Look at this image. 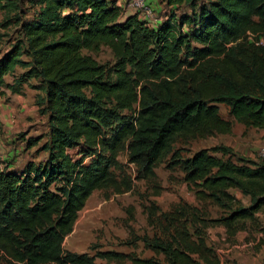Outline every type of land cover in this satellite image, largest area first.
Listing matches in <instances>:
<instances>
[{
	"label": "trees",
	"instance_id": "1",
	"mask_svg": "<svg viewBox=\"0 0 264 264\" xmlns=\"http://www.w3.org/2000/svg\"><path fill=\"white\" fill-rule=\"evenodd\" d=\"M37 3V18L20 22V38L0 57V96L4 87L22 95L31 80L39 82L44 96L36 104L49 127L40 151L48 161L43 168L29 163L23 172L0 166V258L8 264H96L63 244L95 191L132 190L131 180L119 182L113 172L121 169V152L136 166L137 179L151 180L178 139L232 132L220 104L246 128L264 131V0H148L154 11L168 9L152 26L113 0ZM18 5L0 0V10L17 11ZM102 47L114 55L112 68L84 54ZM17 66L24 72L7 83ZM175 167L199 199L228 212L217 220L228 229L264 208V162L216 146L187 159L175 151ZM232 191L250 197L251 205L244 207ZM155 244L165 262H134L218 264L204 243Z\"/></svg>",
	"mask_w": 264,
	"mask_h": 264
},
{
	"label": "rangeland",
	"instance_id": "2",
	"mask_svg": "<svg viewBox=\"0 0 264 264\" xmlns=\"http://www.w3.org/2000/svg\"><path fill=\"white\" fill-rule=\"evenodd\" d=\"M37 1L19 0L17 11L10 8L0 10V57L20 38V22L37 18ZM113 1L130 15L127 9L129 0ZM162 9L155 11L150 23L165 18L168 9L164 6ZM249 41L253 42V39ZM197 45L194 44V47ZM84 54L92 56L107 68L116 63L108 47H102L98 52L85 50ZM22 59L28 60L26 56ZM23 72V68L17 66L6 75V82L12 84ZM38 83L35 79L31 80L22 95H14L3 88L0 107L9 110L7 118L13 122L8 138L4 126L0 125L2 168L9 165L15 171L23 172L29 163L41 168L46 166L48 153L40 150L48 140L49 127L47 116L39 113L36 104L37 99L44 96L37 88ZM218 107L220 116L232 124V132L207 138L178 139L174 151L157 165L155 177L151 180L137 179L136 166L129 163L126 151L121 152L118 156L121 169L113 172L119 182L123 178L131 180L132 190L121 194L113 188L95 191L79 213L72 234L65 239L64 249L93 257L96 264H136V259L166 261L163 251L153 247L155 243L179 246L186 241L196 247L204 243L212 249L218 264H264V208L254 219L240 221L234 229H228L217 223L228 212L210 201L199 199L196 187L185 181L181 167L170 168L172 155L177 150L182 158L187 159L202 149L216 146L232 148L237 158L264 162V131L246 128L231 115L228 106L220 104ZM37 138L42 139L33 147L29 145L31 139L36 142ZM13 151L20 154L8 160ZM213 155L222 157L221 153ZM93 159L88 158L85 163L90 164ZM232 193L244 207L251 205L250 197L239 191ZM103 253H114L115 256L107 260L101 258ZM0 264H8V261L2 257Z\"/></svg>",
	"mask_w": 264,
	"mask_h": 264
},
{
	"label": "built area",
	"instance_id": "3",
	"mask_svg": "<svg viewBox=\"0 0 264 264\" xmlns=\"http://www.w3.org/2000/svg\"><path fill=\"white\" fill-rule=\"evenodd\" d=\"M127 9L129 14H138L141 20L147 21L151 26L156 23H150L155 11L148 5V0H129Z\"/></svg>",
	"mask_w": 264,
	"mask_h": 264
},
{
	"label": "crops",
	"instance_id": "4",
	"mask_svg": "<svg viewBox=\"0 0 264 264\" xmlns=\"http://www.w3.org/2000/svg\"><path fill=\"white\" fill-rule=\"evenodd\" d=\"M126 11H127V10H126ZM130 15H131V13H130ZM8 111H9V110L0 107V125H1V126H2V125L4 126V131H6V133H7L6 138L9 137V131H11V129H12V122H13V121H11V120H8V118H7ZM0 143L2 144V141H1V135H0ZM19 154H20V153H19ZM19 154L13 151L12 156H13V158H14V157L18 156ZM3 158H4V157H3ZM8 158H9V157H8ZM5 159H6V157H5ZM11 169H12V168H11Z\"/></svg>",
	"mask_w": 264,
	"mask_h": 264
}]
</instances>
